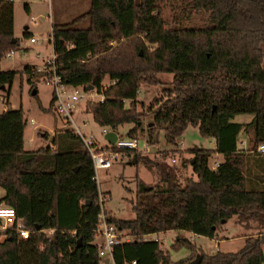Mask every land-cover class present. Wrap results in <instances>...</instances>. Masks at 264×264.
Here are the masks:
<instances>
[{"label":"trees","instance_id":"1","mask_svg":"<svg viewBox=\"0 0 264 264\" xmlns=\"http://www.w3.org/2000/svg\"><path fill=\"white\" fill-rule=\"evenodd\" d=\"M184 3L202 14L198 25L165 26L164 0H89L69 20L51 23L61 83L98 90L107 77L102 100L84 107L99 126L116 130L131 122L127 136H136L144 114L136 108L139 86L157 84V73L171 72L170 87L162 88L145 109L151 118L146 124L148 142L161 130L166 144H176L190 124L215 139L214 149H189L196 177L183 180L164 163L123 149L131 155L129 162L141 159L155 168L158 181L146 185L135 177L133 217L106 215L132 236L112 247V262L193 264L199 254L195 264H264V155L252 151L264 141V0ZM23 35L29 37L27 31ZM18 42L9 28L0 26V59ZM23 71L36 73L29 65ZM14 74L0 70V86L9 85ZM53 101L51 92L48 106L42 108L54 112ZM237 113L253 117L239 122L232 119ZM24 124L21 107L0 110V204L14 209L13 222L2 230L0 264H100L94 233L100 206L86 147L66 128L54 132L53 149H26ZM41 133L46 134L37 131ZM241 133L249 141L246 149L237 146ZM213 151L223 156L217 167L209 165ZM233 216L246 228L257 229L235 251L207 253L196 249L190 238L176 237L170 247L186 245L190 254L172 260L159 242L140 239L168 229L214 237ZM16 222L28 229L27 237L16 235Z\"/></svg>","mask_w":264,"mask_h":264},{"label":"rangeland","instance_id":"2","mask_svg":"<svg viewBox=\"0 0 264 264\" xmlns=\"http://www.w3.org/2000/svg\"><path fill=\"white\" fill-rule=\"evenodd\" d=\"M89 0H0V26L9 28L13 35L18 38V47L13 50L11 56L3 55L0 59V70L11 69L15 71L13 79L9 85L0 88V110L3 107H21L23 118L25 120L23 128V147L33 149L43 145L48 149L54 148V132L59 129L72 128L75 126L79 132L86 138H90L94 146H104L107 141L101 131V126L93 121L91 114L85 111L84 103L75 101L74 108L70 110L71 120L61 116L57 111H51V108L44 110L50 100L52 87L47 84L39 72L28 76L23 71L24 65L33 68H41L46 59L50 57L51 45L47 40L52 21H67L72 16L83 11L88 6ZM165 26L170 25H198L200 23L201 13L192 11L184 0H164L162 11ZM34 16L35 23H30L29 18ZM24 25L27 27L25 28ZM27 31L29 36L35 38L30 42L28 36L23 32ZM160 81L157 84L140 85L136 93V108L144 114L137 125V142L140 144L146 138V124L151 119L149 114H145L146 107L150 100L161 94L162 88L170 87L171 72H159L156 75ZM29 78V79H28ZM34 83V89H31L30 81ZM107 77L104 76L101 83H106ZM79 92H84L82 86L77 87ZM35 90L36 95H33ZM71 90L70 85L65 86V91ZM94 95L92 98H96ZM43 107V108H42ZM251 113H237L232 118L235 121L247 122L252 119ZM32 119V122L30 120ZM133 126V123H124L116 131L119 139H126L127 130ZM45 131L37 134V131ZM75 131V130H74ZM240 134L237 140L239 149H243L241 140H245L249 145L247 136L242 138ZM48 136L46 140L43 137ZM242 138V139H241ZM247 140H246V139ZM152 142L145 151L138 150L152 160L164 163L170 167L178 179L185 177H196L192 170L191 159L193 153L189 150L192 147L215 148V139L202 136L197 125H188L180 136L176 144H166L162 137V131L158 130L151 136ZM137 151V150H136ZM255 153V152H254ZM173 157V161L170 158ZM131 155L122 156L112 161L107 168H98L96 170V183L98 190L106 195L102 207L104 213L115 218H131L134 216L131 204L135 196L136 181L139 177L146 185L154 184L158 181V174L155 168L146 167L141 159L129 162ZM223 156L218 152H212L209 158V165L214 160L221 161ZM253 169V168H252ZM4 191L0 188V197ZM257 233L256 228H246L236 221L233 216L229 218L217 231L214 237H208L195 234L185 229H170L158 233L160 238L164 239L161 246L168 250L170 259L177 260L190 254V249L186 245L178 246L176 249L170 247V244L176 237L190 238L196 249H202L207 253H213L217 250L235 251L244 243L246 236ZM2 229H0V239H2ZM264 250V246H263ZM100 264L104 263L103 258Z\"/></svg>","mask_w":264,"mask_h":264},{"label":"built area","instance_id":"3","mask_svg":"<svg viewBox=\"0 0 264 264\" xmlns=\"http://www.w3.org/2000/svg\"><path fill=\"white\" fill-rule=\"evenodd\" d=\"M30 23H35L36 19L34 16L29 18ZM30 42H34L35 38L33 36L28 37ZM47 40L51 45V54L48 59H46L45 64L41 68H35L36 71L39 72L42 79L52 87L51 92L54 95L53 107L54 110L57 111L61 116L65 117L68 120H71L70 110L74 108L75 101L83 102L84 105L94 100H102L103 95L101 90L107 85V83H101L99 89L90 88L84 89V92H79L77 87L72 86L69 92L65 91L66 84L60 82V77L55 70V54L53 52L52 44V32H50L47 36ZM67 46L69 44L67 43ZM13 50H9L5 52V55L11 56ZM138 91V90H137ZM94 95H97L96 98H92ZM32 122V120H30ZM75 132L80 136L84 146L86 147L93 168V177L96 181V170L98 168H107L111 165L112 161L117 160L125 156L123 149L131 148L135 151L141 150L145 151L149 147V142L147 139H144L139 147L136 136H128L126 139H119L118 133L116 130L109 129L106 127H101V131L104 133L107 130H112L115 133V139L112 143L108 142L104 146H94L93 142L90 138H86L82 135L78 128L75 126ZM243 145V149L248 148L246 141L243 139L240 141ZM252 151L257 153H264V141L257 144V146L252 149ZM170 160H174L173 157ZM219 165V161L214 160L211 163L212 167H217ZM107 198L106 195H103L101 191L98 190L97 187V199L100 206V212L97 217V224L94 230L96 236L100 238L98 243V255L100 258H105L107 263L108 261L113 264L111 258V250L114 245L119 243L121 240H129L132 239V236L125 233L123 230L118 229L114 223L107 220L106 214L104 213L102 203ZM14 219V209L9 205L0 204V229H4L6 226L10 225ZM14 231L16 235L20 238H25L28 235V229H26L20 222H16L14 225ZM46 233L49 235L52 233V228H49ZM142 240H154L159 242L160 244L164 242L163 238L158 236V233H145L140 236ZM192 239V236L190 237ZM130 264H135L134 260H131Z\"/></svg>","mask_w":264,"mask_h":264},{"label":"water","instance_id":"4","mask_svg":"<svg viewBox=\"0 0 264 264\" xmlns=\"http://www.w3.org/2000/svg\"><path fill=\"white\" fill-rule=\"evenodd\" d=\"M11 41H13V37L11 38ZM0 87H2V85ZM90 88H92L91 85L86 86V89H90ZM103 136H104L105 140L110 142V143H112L115 139V133L112 130L105 131ZM133 160H134V158H133ZM223 221H225V220H223ZM198 260H199V254H197L196 259L193 261V264H195ZM105 261H106V259H105Z\"/></svg>","mask_w":264,"mask_h":264},{"label":"crops","instance_id":"5","mask_svg":"<svg viewBox=\"0 0 264 264\" xmlns=\"http://www.w3.org/2000/svg\"><path fill=\"white\" fill-rule=\"evenodd\" d=\"M24 27L26 28L27 26L26 25H24ZM0 88H3V86L2 87H0ZM12 107V106H11ZM3 108H5V107H3ZM2 108V109H3ZM32 120V119H31ZM245 135V134H244ZM242 136V138H244L245 136ZM241 138V139H242ZM246 139V138H245ZM247 140V139H246ZM260 155H255V156H261V155H264V153H259ZM168 230H170V229H168ZM95 241H96V243H99V241H100V238L98 237V236H96L95 237ZM228 251V250H227ZM103 262L105 263V258H103ZM109 262V261H108Z\"/></svg>","mask_w":264,"mask_h":264}]
</instances>
